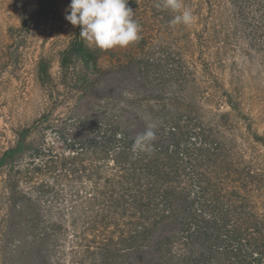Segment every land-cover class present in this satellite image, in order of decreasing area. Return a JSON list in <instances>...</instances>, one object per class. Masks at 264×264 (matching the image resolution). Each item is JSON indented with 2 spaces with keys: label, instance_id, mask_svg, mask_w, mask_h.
Masks as SVG:
<instances>
[{
  "label": "trees",
  "instance_id": "16d2710c",
  "mask_svg": "<svg viewBox=\"0 0 264 264\" xmlns=\"http://www.w3.org/2000/svg\"><path fill=\"white\" fill-rule=\"evenodd\" d=\"M57 8L58 0H38L21 30ZM194 16L201 43L243 42L264 53V0H202ZM76 32L61 51L59 83L51 59L37 61L50 101L61 85L79 94L63 124L50 127L53 105L0 153V264H264V172L229 137L230 114L212 122L165 103L172 99L162 98L160 82L182 68L141 56L117 74L101 66L79 26ZM186 85L180 81L177 94L187 97ZM225 92L264 147V135ZM149 123L153 151L134 152Z\"/></svg>",
  "mask_w": 264,
  "mask_h": 264
},
{
  "label": "rangeland",
  "instance_id": "374dc122",
  "mask_svg": "<svg viewBox=\"0 0 264 264\" xmlns=\"http://www.w3.org/2000/svg\"><path fill=\"white\" fill-rule=\"evenodd\" d=\"M201 1L182 0V4L194 16ZM37 3L38 0H0V153L15 142L19 129L31 125L45 111L53 110V105L57 106L50 127L56 129L63 124L79 96L69 94L61 85V96L50 101L37 80V61L45 55L52 61L54 82H60L61 51L77 34L76 26L65 19L71 0H58V8L48 18H34L29 30H21V18L32 16ZM127 7L141 26L142 39L126 48L111 50H101L86 40L98 53L101 66L120 74L144 56L163 60L167 70L182 68L179 76L162 78L160 83L166 91L162 98L172 99L163 101L191 108L212 122H217L220 113L228 112L233 124L229 137L235 139L238 151L264 172V147L250 136L246 122L224 96L225 91L231 94L248 117V123L264 135V53L249 50L243 42L228 49L222 42L201 43L195 34V16L190 26L173 25L171 21L177 13L163 8L161 0H127ZM201 11L207 12L205 6L203 10L201 6ZM76 68L80 69L79 62ZM180 81L187 84V97L177 94ZM49 131V139L61 145L55 130ZM259 199L264 204V191Z\"/></svg>",
  "mask_w": 264,
  "mask_h": 264
},
{
  "label": "clouds",
  "instance_id": "9594fccd",
  "mask_svg": "<svg viewBox=\"0 0 264 264\" xmlns=\"http://www.w3.org/2000/svg\"><path fill=\"white\" fill-rule=\"evenodd\" d=\"M161 4L163 8L177 13L171 21L173 25L190 26L194 22L192 11L183 6L182 0H161ZM133 17L127 0H71L65 15L71 25L79 26L82 37L101 50L126 48L142 39L141 26ZM155 127L149 123L145 131L135 137L134 152L153 151L157 138Z\"/></svg>",
  "mask_w": 264,
  "mask_h": 264
}]
</instances>
